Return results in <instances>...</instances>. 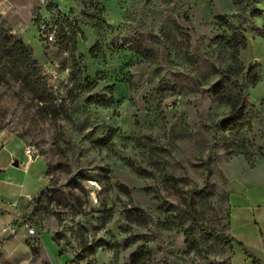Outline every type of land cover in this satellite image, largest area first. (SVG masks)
I'll list each match as a JSON object with an SVG mask.
<instances>
[{"label":"rangeland","instance_id":"374dc122","mask_svg":"<svg viewBox=\"0 0 264 264\" xmlns=\"http://www.w3.org/2000/svg\"><path fill=\"white\" fill-rule=\"evenodd\" d=\"M48 1L0 0L50 96L39 103L0 61V131L46 166L24 211L42 253L54 243L63 264H232L234 244L215 238H230L234 182L264 173V0ZM97 13L105 38L84 17ZM227 76L253 83L225 126Z\"/></svg>","mask_w":264,"mask_h":264},{"label":"crops","instance_id":"0c3cea01","mask_svg":"<svg viewBox=\"0 0 264 264\" xmlns=\"http://www.w3.org/2000/svg\"><path fill=\"white\" fill-rule=\"evenodd\" d=\"M45 169L39 158L25 153L20 140L0 131V264H40V255L47 264H63L54 243L43 249L44 254L40 248L38 252L29 248L34 236L29 235L24 223L27 198L44 187ZM262 174L253 173L234 182L229 198V235L241 246L232 243V264H264ZM237 249H241V254L234 263Z\"/></svg>","mask_w":264,"mask_h":264},{"label":"trees","instance_id":"16d2710c","mask_svg":"<svg viewBox=\"0 0 264 264\" xmlns=\"http://www.w3.org/2000/svg\"><path fill=\"white\" fill-rule=\"evenodd\" d=\"M241 0H232L233 5H237ZM52 2L49 3L48 7H55ZM86 20L90 23L91 28L97 33L98 37L105 38L108 35L109 26L100 14H84ZM179 29V27L177 26ZM56 31V30H55ZM79 30L73 31V37ZM57 32V31H56ZM79 33H81L79 31ZM238 35V34H237ZM236 35V36H237ZM237 42H243L244 38L240 35ZM5 61V65L9 67L11 72L16 74V79L25 85L34 86L36 90V99L39 103L50 102L49 94L45 87H42V83L45 78L41 74V69L37 62L34 60L31 50L22 41L20 36L11 34L4 26L3 22H0V61ZM228 73V72H227ZM230 73V71H229ZM227 88L224 90L223 97L227 103L231 106V116L229 118L221 120L219 123H224L225 126L232 124L233 120L238 118L239 113L242 111L244 106L243 102L246 97L244 91L246 87L251 86L253 82H246L245 84L239 85L237 80H232L231 77H226ZM237 121V120H236ZM218 127V124L213 126L214 129ZM236 243L231 237L227 240L224 238H215V243L219 246H227V243Z\"/></svg>","mask_w":264,"mask_h":264},{"label":"built area","instance_id":"2783aa9c","mask_svg":"<svg viewBox=\"0 0 264 264\" xmlns=\"http://www.w3.org/2000/svg\"><path fill=\"white\" fill-rule=\"evenodd\" d=\"M39 2L41 4H43L45 7H48V5H49V1L48 0H39ZM39 31H40L41 35L44 37V39L47 42H52L56 38V31L47 22H43L40 25ZM173 106H174L173 103H169L168 104L169 108H172ZM25 153L29 157L33 156V152L30 149H25ZM28 232H29V235L34 236L33 239H32L33 241L29 244V247L34 252H38V250L40 248V241H39L38 235H37V233L35 232V230L32 227L28 228Z\"/></svg>","mask_w":264,"mask_h":264}]
</instances>
